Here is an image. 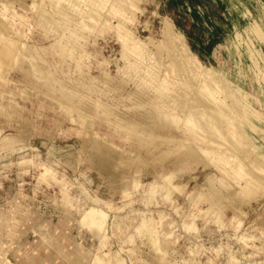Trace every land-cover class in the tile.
<instances>
[{"label":"rangeland","instance_id":"1","mask_svg":"<svg viewBox=\"0 0 264 264\" xmlns=\"http://www.w3.org/2000/svg\"><path fill=\"white\" fill-rule=\"evenodd\" d=\"M18 1L0 0V17L13 29L0 27V46L25 47L6 64L11 71L0 92V264L65 259L67 246L78 250L81 264H264V186L241 199L245 206L228 205L214 178L205 184L207 175L221 174L192 157L214 160L221 152L213 143L180 133L152 150L117 118L156 110L198 125L199 106L163 105L149 81L160 75L150 62L153 45L142 41L162 40L170 25L175 60L193 52L200 67L193 79L200 83L206 71L216 83L224 80L251 114L256 152L234 134L229 108L218 114L244 166L263 160L264 0H138L133 22L123 21L130 41L97 31L94 16L64 8L83 0H39L43 18L58 26L47 36ZM180 38L188 45L179 52ZM28 68L31 87L23 79ZM118 78L128 86L111 87Z\"/></svg>","mask_w":264,"mask_h":264},{"label":"bare ground","instance_id":"2","mask_svg":"<svg viewBox=\"0 0 264 264\" xmlns=\"http://www.w3.org/2000/svg\"><path fill=\"white\" fill-rule=\"evenodd\" d=\"M25 1L27 0L24 1L19 0L18 1L19 7L22 10L26 11L27 13H31L32 18L40 19L45 29L46 35L52 36L56 30L52 31V28L54 27H52V25L51 26L49 25L50 23H48L46 17L43 18L45 13L43 12V8L41 7V1L39 3V0H32L30 4ZM136 1L138 0H83L80 3L72 2L71 4L70 2H68L70 4L67 5L66 3L64 5V8H66L65 6H69L67 7V10L71 11V9H73V11H76L75 13H86L90 16H94L95 19H97L94 20L96 21L95 25L97 31H99L102 27H105L108 31L107 33L112 31L117 32L120 41H130L134 38L132 34L129 33L128 31L124 33L122 32L125 30L123 28L125 24L129 22H133L134 13L138 9L137 7H135L136 5L134 4V2ZM98 3H101L102 6L98 8V12L96 15L94 14V11L95 9H97L96 7ZM7 5H5V8L9 9L11 5L10 6ZM33 7L35 9H33ZM0 16L2 15L0 14ZM128 16L131 17L129 18ZM3 17L2 18L0 17V27L8 31H12L13 29H11L10 25L8 24L9 21L7 22V19L6 21L3 20L5 19ZM113 20H118L121 25L115 27L112 24ZM125 20L126 23L123 24V21ZM166 28L167 29H165V31L163 32L162 40L157 39L155 43H152L151 37H149L145 41H142L143 45L147 47L148 44L153 45L152 50L154 52L151 53L150 62L153 63L156 72L158 73V75H160L157 78L154 77L153 75L151 77L149 76V81L151 82V85L155 86L154 88L156 90L155 92L156 97L158 96L163 100L162 102L163 105L167 103L166 105L172 104V106L175 105L176 108L184 107L187 109H190L191 105H193L191 107V110L194 109V107L199 106L202 110H200V108L199 109L195 108L196 110L199 111L197 118L198 125L195 126L188 123H183V125H181L180 124L181 122L176 117L166 115L165 113L156 110L152 111L153 112L152 114L138 113L132 115H118L117 118L120 121L121 126L123 125L129 129L131 128L132 130L139 132L141 134L140 138H138L139 140L137 138L135 139L137 141H140L142 138V140L146 141L147 146L150 147L152 150H157L156 149L157 142H160L161 139L165 141L168 140L173 143V141H175L176 139V136H178L180 133L183 134L184 137L186 136L193 137L195 139L194 141L213 143L216 149L218 150V152H221L219 155L216 156L214 155L215 162L214 160L209 159V157H206V155L203 154L201 155L192 154L193 155L192 156L190 153V155L193 158L195 157V159L200 164L206 167L212 165L211 167H214L221 174L222 177L219 179L214 177L213 174L207 175L205 184L211 186V183L209 182L208 178L209 177L211 179L214 178L216 180V183L219 184L221 190L223 192L224 191L226 192L228 196V205L232 203L233 205H238L241 208L242 206H245L244 204L241 205L242 198H244L245 200L250 199L262 186H264V159L263 160L261 159V161L258 163H254L252 167H247V166L245 167L244 166L245 159L241 154L238 153L239 147L236 141H234L228 136V134L225 131L224 125L219 118L221 114L220 116H218V114L220 111H222V113L224 112L226 113V110H228L229 108L228 112L236 119L234 123V134L236 136L243 137L249 143V145L252 146L251 147L252 151L256 152L257 150L254 148V142L252 141L249 133L251 129V125H250L251 124L250 119L252 118L251 114L244 108L243 103L237 100V98H235L233 93L230 91L228 84L225 83L224 80L221 81V83H216L207 74L206 71L202 72L201 74L202 80L200 83H197L198 81H195L193 79L191 74L194 75L196 71L198 72L200 71V67L195 60L196 59L195 55L193 54V52L190 51V53L188 54L189 57L185 58L187 60H183L182 58L181 60L180 59L177 60L178 58L175 60V56L171 55L170 52L171 49L168 48L169 46L168 39L169 36H172L173 29L170 25L166 26ZM18 33L20 34V32L17 31V35ZM23 34H25L24 31ZM1 36H0V40H1ZM18 37L20 39L21 36L18 35ZM23 37L26 38V36L24 35ZM97 39L98 38H95L93 36L94 41H96ZM179 42H181V44L184 43L182 44V46L179 43L181 47L179 46L180 48L178 50L180 52L188 44H186V41L183 38H180ZM11 43L10 45L0 46V92L3 90V87H5L4 84L8 82L7 80L8 77L5 74V72L6 73L8 72L6 71V69L8 68V67L6 68V64L15 63L19 57L17 56V52L21 48L23 50L25 49V47L24 48L14 47L13 45H11ZM173 43L175 44V42ZM89 45L86 46L88 49H89ZM15 46L17 45L15 44ZM170 46L172 47V44H170ZM175 47L177 48L178 45ZM22 49L20 51H22ZM19 52L18 54L21 53ZM173 53L174 52H172V54ZM160 59H165V63H161L159 61ZM187 61L190 63V65H192L191 67L192 70L190 72L187 71L188 69L187 70L185 69L187 67L185 66V63ZM194 63H196L195 66H193ZM8 69L10 70V68ZM29 69L30 68L26 69L25 73H27L28 71V75L24 73L26 76H24L25 78H23L26 84H28V86L31 85V80H32L31 77L32 75H30V73H32V69L31 70ZM123 73H124V77L128 78L127 76L128 73H126V68L125 69L123 68ZM124 80L122 78L112 80V82H110L111 87L128 86L126 84L128 81L127 82L125 81L126 82L125 83ZM24 92L29 95L28 92L26 91ZM41 92L42 93H40L39 91V93L42 94V96H44L43 97L44 100L48 101L49 104L53 102V99L45 90L42 91L41 89ZM222 94L223 96H225L224 98L221 97ZM227 94L228 95L230 94L231 96L233 95V97L235 98L233 101L231 100L232 101L231 103H228L226 101L230 97V96L228 97ZM30 96L31 95H29V97ZM233 97L230 98L232 99ZM225 98L227 99L225 100ZM186 104L188 105V107L186 106ZM87 115H88L87 113L83 112L82 117L84 122L88 123L89 121ZM86 140H87L86 142H88L87 144H90V139H86ZM139 144L142 143L139 142ZM103 151L106 153V150L103 149ZM259 153L264 155V148L260 150ZM103 158H105V156H103ZM213 163H215L216 165H214ZM219 198L221 197L218 195L215 196L216 200ZM59 234L60 233L58 232L57 238L60 236ZM69 247L68 246L65 247L64 250L62 251L63 257L65 259L58 260V259H52L51 257H46L44 259L40 258L38 260L28 259L29 261L27 264H81L80 259L83 258L80 255V253H78V250L75 247H70V248Z\"/></svg>","mask_w":264,"mask_h":264},{"label":"crops","instance_id":"3","mask_svg":"<svg viewBox=\"0 0 264 264\" xmlns=\"http://www.w3.org/2000/svg\"><path fill=\"white\" fill-rule=\"evenodd\" d=\"M219 185V184H218ZM211 186H212V184H211ZM217 196V195H216Z\"/></svg>","mask_w":264,"mask_h":264}]
</instances>
